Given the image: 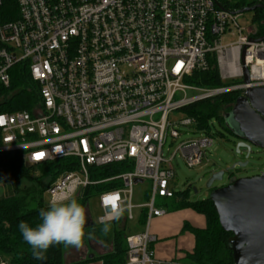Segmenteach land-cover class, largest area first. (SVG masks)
<instances>
[{
	"label": "built area",
	"instance_id": "1",
	"mask_svg": "<svg viewBox=\"0 0 264 264\" xmlns=\"http://www.w3.org/2000/svg\"><path fill=\"white\" fill-rule=\"evenodd\" d=\"M238 11L223 0H0V84L9 87L10 70L22 63L39 85L33 111L0 112V153L20 151L29 165L69 158V168L47 188L50 196L78 197L90 186L119 182L97 194L101 213L94 223L110 201L131 209L123 215L129 221L135 210L138 216L146 211L142 228L127 235L123 264H167L151 248L156 237L150 224L166 213L157 198L175 194L178 154L199 167L213 144L208 136L182 140L167 156L168 140L174 144L182 134L178 124L199 130L194 118L174 121L171 114L264 86V41H255L256 27H241ZM233 27L238 40L223 44ZM245 47L249 83L243 81ZM210 57L224 82H239L216 88L186 83L208 68ZM188 90L197 93L187 97ZM111 164H123L125 171L91 177L93 168ZM146 180L147 200L136 204L134 187ZM0 264L8 263L1 258Z\"/></svg>",
	"mask_w": 264,
	"mask_h": 264
},
{
	"label": "trees",
	"instance_id": "2",
	"mask_svg": "<svg viewBox=\"0 0 264 264\" xmlns=\"http://www.w3.org/2000/svg\"><path fill=\"white\" fill-rule=\"evenodd\" d=\"M226 7L241 10L258 4V0H223ZM254 24L257 28V36L264 35V10H255ZM208 68L197 70L192 76L185 79L186 83L203 88H216L228 85L221 79L220 69L215 57L208 59ZM11 84L4 87L0 84V112H11L16 110L33 111L39 102V85L33 81L27 64H16L10 70ZM242 91L235 90L219 96L197 101L183 108L189 117L196 121L197 128L208 131L211 118H217L223 125ZM2 142L0 131V145ZM70 159L56 160L40 165H29L25 162L20 151H6L0 153V183L17 184L26 181L22 189L16 188L10 197L0 198V259L8 264H66L64 254L66 246L57 244L51 246L45 253V259L38 261L31 255L29 246L22 240L18 229V223L24 221L30 225L39 222L38 212L46 208L43 194L49 185L62 172L69 167ZM39 174L34 175V170ZM125 171L123 164H111L108 166L93 168L91 177L94 179H105ZM119 182H103L85 188L76 199L81 200V205L88 207L89 200L102 191L114 189ZM170 202H163L161 206H169L171 209L179 210L192 208L206 218L205 227H193L185 224L195 237V246L192 251L187 252L185 260L189 264H234L232 251L228 239L230 232H226L220 225L218 215L210 196L202 201L189 199V188L175 194ZM87 208L85 209L86 212ZM88 214V212L86 213ZM147 213L142 210L138 216V224L143 226L146 222ZM129 220L122 218L112 222V230L104 236L100 233L101 225L89 221L85 225V232H93L95 238L89 241L102 243L110 250L93 259H99L102 264H123L126 261L127 242L129 232ZM92 259V260H93Z\"/></svg>",
	"mask_w": 264,
	"mask_h": 264
},
{
	"label": "rangeland",
	"instance_id": "3",
	"mask_svg": "<svg viewBox=\"0 0 264 264\" xmlns=\"http://www.w3.org/2000/svg\"><path fill=\"white\" fill-rule=\"evenodd\" d=\"M255 11H247L239 14L238 23L241 27L249 28L256 27L254 24L255 20ZM237 28L233 27L231 31L227 32L223 37V44L229 45L235 43L238 38ZM239 82V80H227V84H235ZM196 90H188L186 93L187 97H192L196 95ZM189 115L184 109H180L174 111L171 114V118L174 121H179L188 117ZM229 120H226V123ZM223 125L217 118H211L209 121L210 128L208 131L196 130L194 125H180L178 124L179 130L182 132L179 140H177L174 144L171 143V138L168 140L165 152L167 156H170L177 148V145L182 140L199 138V137H211L213 138L212 146L206 148V158L205 162L202 166L191 168L189 167L180 154L174 159L173 164L175 166L176 176L172 181V186L177 193H180L187 188H189V199L192 201H202L209 197L210 189L207 188V181L215 171L225 170L228 167H231L236 162H244L248 160V164L244 167H236L233 170L232 176L229 175L228 172H225L222 180H217L214 182L212 188L221 187L227 185L232 178H240V177H250L254 175L260 174L264 169V150L258 148L256 146H252V152L250 156L246 159V149L241 148V152H237L238 144L242 141L236 133L233 132L232 127L229 128ZM233 124V123H232ZM169 149V151H168ZM34 175H38L39 171L34 170ZM28 182L21 181L17 184L8 183H0V198L1 197H10L14 194L16 188L22 189ZM151 187V182L146 180L143 183L136 184L134 187V203L141 204L147 200V196L149 195V190ZM197 189L195 192L194 189ZM50 197V194L45 192L43 194V201L47 204V201ZM77 198V197H75ZM81 200H78L80 202ZM170 198H157V204L160 205L162 202H170ZM166 210H170L168 216L162 221H153L151 224V232L153 234H158L162 240V244L164 248L167 249L170 246V249H175V244L178 239L183 241L188 239L189 243H194V235L191 230H184V222L192 221V223H204L206 222V218L204 215L197 213L192 208H186L181 210H175L169 208V206H162ZM85 215L88 211L93 222L97 221L98 216L101 211L98 205V197L97 195L92 197L88 202V207ZM138 211L135 210L136 219L129 222V228L131 231H138L142 228L141 225L138 224ZM190 213L196 219L191 220L186 215ZM179 225L181 226L177 231ZM197 225V224H196ZM178 243V242H177ZM103 247V249H102ZM158 247V246H157ZM156 247V248H157ZM102 249V250H101ZM110 250L108 248L105 250V246L102 243L92 242L85 238L83 245L79 248L68 246L65 250L64 261L66 264H83L88 262L97 261L99 259H93L91 255L94 257H99ZM93 259V260H92ZM99 262V261H98ZM186 264L189 262L185 261Z\"/></svg>",
	"mask_w": 264,
	"mask_h": 264
},
{
	"label": "water",
	"instance_id": "4",
	"mask_svg": "<svg viewBox=\"0 0 264 264\" xmlns=\"http://www.w3.org/2000/svg\"><path fill=\"white\" fill-rule=\"evenodd\" d=\"M263 9L258 3L238 11L244 13ZM255 41H264V35ZM245 50L242 51L243 81L250 82L249 69L245 64ZM226 126L235 131L242 140L237 147L246 149V159L252 146L264 150V86L249 87L237 99L232 111L227 114ZM233 123V124H232ZM248 160L236 162L225 170L215 171L207 181L210 199L223 230L230 232L228 239L234 264H264V169L254 176L232 178L227 185L212 188L217 180H222L225 172L236 167H244ZM141 180H136L139 182ZM197 192V189H194ZM87 215L86 224L90 221ZM92 257V255H91Z\"/></svg>",
	"mask_w": 264,
	"mask_h": 264
},
{
	"label": "clouds",
	"instance_id": "5",
	"mask_svg": "<svg viewBox=\"0 0 264 264\" xmlns=\"http://www.w3.org/2000/svg\"><path fill=\"white\" fill-rule=\"evenodd\" d=\"M104 215L98 220L100 233L107 236L112 230V222L119 221L131 209L123 204L110 201L103 209ZM39 222L30 225L20 221L18 229L22 240L29 246L31 255L38 261H43L47 250L54 245L63 244L79 248L86 236L95 238L93 232H85L86 215L84 207L75 196L58 197L51 195L47 207L38 212Z\"/></svg>",
	"mask_w": 264,
	"mask_h": 264
},
{
	"label": "crops",
	"instance_id": "6",
	"mask_svg": "<svg viewBox=\"0 0 264 264\" xmlns=\"http://www.w3.org/2000/svg\"><path fill=\"white\" fill-rule=\"evenodd\" d=\"M184 209H186V208H184ZM179 210H181V209H179ZM169 212H170V210L169 211L166 210V213L164 215L153 219L152 222L153 221H162V220H164L166 218V216H168V213ZM88 215H89V213H88ZM186 215L188 216L189 219L194 220L196 222V219L194 218L193 215H191L190 213H187ZM90 218H91V216H90ZM91 220H92V218L90 219V221ZM152 222H151V224H152ZM184 223L185 224H189L190 226H193V227H205V225H206V222L205 221H204V223H201V222H199V223H192V221L189 220V221H185ZM151 224H150V228L149 229H150V233L153 234L151 232ZM185 224H184V228L183 229L184 230H190L189 228H185ZM180 227L181 226L179 225V227H178L177 231H175V233L178 232V230H179ZM153 235L156 237V241H154L152 243L151 248L154 251V254H155V256L158 259L165 261L167 264H186L185 263L186 260H185L184 257H185V255H186L187 252H190V251L193 250V248L195 246V237H194V243L193 244L192 243H189L188 244V239H185L183 241H180V239H178L176 241V244H175L176 245L175 246V249L172 250V248L170 249V246H168L169 248H167V249L164 248V245L162 244V240L163 239H161L158 234H153ZM86 238H87V236H86ZM87 240H89V239L87 238ZM92 242L93 241H91V243ZM102 249H103V247H102ZM106 250H107V248H106ZM92 257L94 258L93 255H92ZM83 264H102V262L100 260H97V261L83 263Z\"/></svg>",
	"mask_w": 264,
	"mask_h": 264
},
{
	"label": "flooded vegetation",
	"instance_id": "7",
	"mask_svg": "<svg viewBox=\"0 0 264 264\" xmlns=\"http://www.w3.org/2000/svg\"><path fill=\"white\" fill-rule=\"evenodd\" d=\"M232 130H233V129H232ZM233 132H235V131L233 130ZM228 173H229L230 176H232L233 170L228 171Z\"/></svg>",
	"mask_w": 264,
	"mask_h": 264
},
{
	"label": "snow or ice",
	"instance_id": "8",
	"mask_svg": "<svg viewBox=\"0 0 264 264\" xmlns=\"http://www.w3.org/2000/svg\"><path fill=\"white\" fill-rule=\"evenodd\" d=\"M40 155H43V154H40Z\"/></svg>",
	"mask_w": 264,
	"mask_h": 264
}]
</instances>
